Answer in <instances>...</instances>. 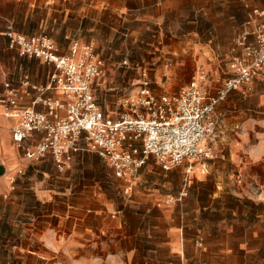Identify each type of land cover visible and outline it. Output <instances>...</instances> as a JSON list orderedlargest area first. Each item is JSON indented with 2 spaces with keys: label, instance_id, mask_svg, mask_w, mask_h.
Masks as SVG:
<instances>
[{
  "label": "crops",
  "instance_id": "0c3cea01",
  "mask_svg": "<svg viewBox=\"0 0 264 264\" xmlns=\"http://www.w3.org/2000/svg\"><path fill=\"white\" fill-rule=\"evenodd\" d=\"M176 2L177 0H0V93L4 91V84L9 82L19 92V108H33L39 112L47 111L43 105L47 99L65 101L59 90L47 88L56 71L53 65L38 59L20 57L17 51L9 49L4 33L10 25L24 35H48L57 44L60 53L68 55L75 42L95 46L101 42V34L105 37L111 35L114 20L124 24L129 19H134V25L162 22L169 18L171 10H176ZM247 11L248 16L244 15L243 19L247 21L246 31H250L264 18V0H250ZM231 76L232 71L226 79ZM109 77L105 74L94 83V95L100 106L98 88L109 85ZM205 87L211 94L220 88L212 92L208 83ZM109 100L114 103L116 96L111 94ZM3 113L4 107L0 105V226L10 222L9 205L18 202L16 195L22 193L20 184L30 183L28 193L31 201L47 205L50 193L48 173L50 169L54 174L57 173L49 157L34 161L22 157L11 138V129L17 119L5 118ZM109 116L113 119L117 117ZM215 117L218 126L216 140L212 145L214 156L209 161L208 168L204 166V169H193L197 180L194 186L199 187V183H202L203 186H213V190L191 194L184 189V192L169 201L173 207L165 209L162 204H157L166 223L163 233L166 241L163 247L172 257L169 264L264 262V74L259 73L250 87L232 92L216 108ZM42 137L43 133H35L29 141L33 144ZM85 157L93 159L98 156L84 152L77 154L75 159ZM28 164L37 166L34 172L40 174L38 180L28 181L20 176L21 168ZM257 185L259 188H256ZM230 202L240 203L241 208H245L244 204L248 205V212L237 213L224 206L221 210L231 213L234 220L225 218L222 224H212L206 229L201 221V213L205 215L217 212L218 205ZM189 203L194 205L192 210ZM258 208L263 211L260 212ZM32 214L29 215L32 217ZM17 218L18 215L15 222ZM37 218L45 223L40 227L39 236L42 249L46 252L38 253L28 248L30 256L22 264H29V260H40V264H59L65 215L59 212L51 215V221H56L54 226H50V215L47 212ZM113 218L117 221V217L106 215L108 225L104 222L101 226L86 229L98 237L97 240L90 241L88 247L102 250L113 247L115 242L100 239L102 235L112 236L109 224L113 222ZM77 222L74 219L71 224L76 225ZM8 242L0 238V246H6L7 251L27 249ZM49 250L57 253L51 261L47 253ZM136 262H139V258Z\"/></svg>",
  "mask_w": 264,
  "mask_h": 264
},
{
  "label": "rangeland",
  "instance_id": "374dc122",
  "mask_svg": "<svg viewBox=\"0 0 264 264\" xmlns=\"http://www.w3.org/2000/svg\"><path fill=\"white\" fill-rule=\"evenodd\" d=\"M249 5L250 0H177L176 10H171L169 18L157 24L134 25V19L120 24L114 20L113 33L106 37L101 34V42L94 43L105 62V74L110 76L109 85L98 88L97 98L102 109L114 116L126 112L125 102L137 93L138 85L144 80L149 81L157 95L179 93L200 67L209 73L208 87L214 92L230 76L234 58L243 55L236 40L246 31L247 21L243 16H248ZM111 94L116 96L114 103L109 100ZM209 161L201 160L193 167L208 168ZM36 168L35 164H28L21 168L20 176L28 181L38 180L40 174L34 172ZM187 168L183 164L166 172L150 158L133 190L127 192V184L117 179L99 157L74 159L64 172L56 169L57 176L50 169L47 205L31 201L30 183L20 184L22 193L16 195L17 203L9 205L10 222L0 226V238L27 249L7 251L6 246H0V264H22L30 256L28 248L46 252L39 236L40 227L45 223L37 218L46 212L50 215V226L56 224L55 220L51 221V215L57 212L65 215L59 264H169L172 257L163 247L166 223L157 204L165 209L173 207L169 201L184 189L191 194L213 190V186L202 183L194 186L197 180L193 172L186 173ZM193 206L189 203L191 210ZM224 206L237 213L248 212L246 204L241 208L240 203H222L217 206V212L201 213L206 229L212 224H222L225 218L234 220L231 213L221 210ZM106 215L117 217V221L113 218L109 224L112 236L102 235L100 239L115 244L108 250L91 249L87 244L98 237L86 229L104 222L108 225ZM74 219L78 224H71ZM47 253L50 261L57 254L55 250ZM39 261L29 260V264H40Z\"/></svg>",
  "mask_w": 264,
  "mask_h": 264
},
{
  "label": "built area",
  "instance_id": "2783aa9c",
  "mask_svg": "<svg viewBox=\"0 0 264 264\" xmlns=\"http://www.w3.org/2000/svg\"><path fill=\"white\" fill-rule=\"evenodd\" d=\"M8 47L20 57L38 59L55 67L48 89L59 90L65 101L47 99L45 112L19 108V92L6 82L0 93L3 116L17 119L12 142L28 161L51 158L62 173L77 154L92 153L132 191L150 158L166 172L187 164L193 172L201 160H211L218 122L216 108L235 91L250 87L264 74V18L236 40L243 56L231 63L232 76L211 94L205 87L209 73L199 68L181 92L157 95L144 80L115 119L107 115L94 95V83L105 75V62L90 43H73L68 55L46 34L24 35L10 25ZM63 114V115H62ZM35 133L43 137L30 143ZM184 194H182L183 196Z\"/></svg>",
  "mask_w": 264,
  "mask_h": 264
}]
</instances>
